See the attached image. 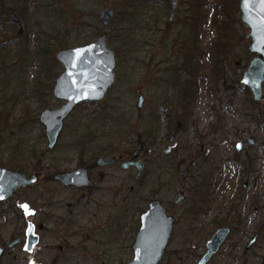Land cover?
<instances>
[{"label": "rangeland", "instance_id": "obj_1", "mask_svg": "<svg viewBox=\"0 0 264 264\" xmlns=\"http://www.w3.org/2000/svg\"><path fill=\"white\" fill-rule=\"evenodd\" d=\"M56 1H29L31 7L27 12L21 8L20 1L8 0L5 4L9 10L3 15L9 25L0 27V44L21 38L18 25L9 16L13 12L24 21L25 36L18 43H24L25 48L13 42L4 47L0 45L2 56L8 55L0 60V153H17L16 156L25 160L28 174L40 171L41 181L30 195L41 196L38 205L46 214H63L51 206L44 207L50 201L57 209L71 202L76 204L74 190H66L47 178L87 163L88 158L95 156L98 146L106 147V143L119 140L114 142L121 162L130 160L133 152L144 146L140 159L145 169L141 178L136 179L137 170L126 171L121 163L98 168L105 180L100 183L102 192L92 196L90 210L85 211V207H81L83 213L75 210L83 214L78 219L79 228H71L65 234L60 231L62 226L54 229V225H49L51 232L46 226L40 232L42 239L35 252L17 253L18 264H126L134 257L130 246L140 215L154 199L161 200L176 220L160 264H195L204 252L206 241L219 227L232 229L238 222L243 231L232 232L210 264H264V227H259L264 222V119L258 123L247 118L253 110L252 94L238 90L229 62L221 63L213 71L210 67L216 59L207 61L209 46L220 41L223 50L229 51V57L234 59L233 63H239L240 67L245 64L243 58L249 42L244 38L249 29L241 21V0H179L172 21L171 0H60L55 4ZM104 8H112L115 14L114 22L108 27L97 23ZM50 14H58L54 19L66 20V29L72 36L93 35V42L107 35L108 45L117 55L113 88L102 102L83 103L75 108L65 121L55 150L48 148L45 128H37L31 122L46 109H57L65 103L53 94L56 80L64 71L56 57L60 50L54 51V43L47 40L42 42L46 51H37L41 46L37 36L43 33L48 39V35L55 34L52 28L59 25L48 19ZM227 19L232 24L229 28L223 24ZM97 28L100 30L95 36ZM122 28L133 38L129 52L124 50L120 35L125 29ZM110 41L117 42L118 51ZM199 51L206 54L202 65ZM193 52L196 57L189 62V67L194 66L196 71H192L195 76L192 74L187 83L185 79L189 76L181 69ZM185 86L192 93V113L187 125L177 127L185 113L178 103ZM141 95L144 104L138 108ZM257 109V116L264 113V100ZM111 111V117L105 115ZM82 124H91L89 127L95 130V135L86 134L89 139L84 141L79 134ZM153 129L157 134L151 138ZM173 134L179 142L177 152L184 159H193L195 164L191 160L171 172V166H176V153L164 159L163 149ZM249 136L258 139L259 147L246 146L245 152L237 154L236 143ZM101 137L107 142L104 138L100 140ZM246 161L259 162L248 174L229 167ZM219 166L223 169L218 172V179L223 185L218 188L209 185V178L212 169ZM182 169L188 172L185 180ZM183 187L185 200L176 206L174 202ZM195 199L199 204L196 212H192ZM192 217L198 220L193 221ZM25 218L37 222V218ZM13 220L9 218L0 223L4 225L0 236L5 244L20 227ZM84 226L88 230H83ZM257 233L261 234L260 240L246 252L247 243ZM5 261L0 264H10Z\"/></svg>", "mask_w": 264, "mask_h": 264}, {"label": "water", "instance_id": "obj_2", "mask_svg": "<svg viewBox=\"0 0 264 264\" xmlns=\"http://www.w3.org/2000/svg\"><path fill=\"white\" fill-rule=\"evenodd\" d=\"M179 0H171L170 21L178 11ZM241 21L249 29L246 38L250 41V51L256 55L250 62L242 79L244 86L249 88L255 102L262 100L264 83V0H241L240 2ZM10 19L18 25V35L25 34L24 21L15 13H10ZM115 19L112 8H104L100 11V22L103 26H110ZM57 60L64 71L56 80L54 96L65 103L58 109H46L40 117L41 124L45 127V134L50 149L56 147L65 121L74 109L83 103L102 102L107 93L115 84V68L117 65L116 52L109 47L107 35L100 36L96 41L89 44L60 50ZM144 96L139 97L138 108H142ZM175 136L170 138L174 142ZM248 143L251 147L257 145L255 138H250ZM177 144L167 145L163 153H169ZM243 143L236 145L238 152L242 150ZM143 147H139L133 153V161L124 163L122 168L128 170L131 166L137 168V177L140 178L144 170V163L138 160ZM115 160L103 157L98 160V165H110ZM55 180L67 186L90 185V178L87 170L78 168L72 172L58 173ZM39 181L37 174L29 176L18 171H11L0 167V201L15 194L21 187L32 186ZM184 199V190L177 196L176 205ZM27 214H34L29 210ZM175 219L168 215L166 208L158 199L153 200L149 209L141 216V228L134 245V259L127 264H159L169 244L174 231ZM230 233L228 228H220L206 242V252L196 264H208L212 257L218 253ZM27 250L31 252L39 243L40 238L35 232V226L30 223L27 230ZM259 235H255L247 245L252 248L258 241ZM18 242L15 241V243ZM14 244V243H13ZM11 244V246H13ZM2 249L0 248V257Z\"/></svg>", "mask_w": 264, "mask_h": 264}, {"label": "flooded vegetation", "instance_id": "obj_3", "mask_svg": "<svg viewBox=\"0 0 264 264\" xmlns=\"http://www.w3.org/2000/svg\"><path fill=\"white\" fill-rule=\"evenodd\" d=\"M244 25V24H243ZM247 28V27H246ZM25 35V34H24ZM23 35V36H24ZM247 35V34H246ZM246 35H245V38L244 39H246L248 42H249V49H247V47H246V50H245V54H244V60H245V64L244 65H242L241 67H240V65H239V63H236L235 62V64L237 65L238 64V66L241 68V69H243V73H242V76H241V79H240V82H237L238 84H239V91H244L245 93H251L252 94V92H251V90L249 89V88H247L246 86H244L243 85V83H242V79H243V75H244V73H245V71L247 70V68H248V66H249V64H250V62L252 61V59L256 56V55H254V54H252L251 53V51H250V41L246 38ZM22 37V36H21ZM246 51H249L251 54H252V59L249 61V62H247L246 61ZM230 54V53H229ZM229 60H231V58L229 57ZM230 64V63H229ZM229 70L231 71L232 70V68L230 69L229 68ZM53 94H54V92H53ZM55 97V96H54ZM56 98V97H55ZM57 99V98H56ZM252 99H253V101H251V99H250V101H251V106L253 107V110L251 111V113L250 114H248L247 115V118L248 119H252L253 121H256V122H258V123H260L263 119H264V113L262 112L261 114H259L258 116L256 115V113H257V108L259 107V105H260V103H262L263 102V100H264V83H263V94H262V100L260 101V102H255L254 101V98H253V94H252ZM233 104V100H230V102H229V105H232ZM77 108V107H76ZM50 109V108H49ZM58 109V108H57ZM75 110V109H74ZM44 112V111H43ZM251 116V117H250ZM40 117H41V115H40ZM40 117L38 118V121H39V124L40 125H38V127L37 128H40V127H44L42 124H41V122H40ZM35 120V117L31 120V121H34ZM32 125H34V124H32ZM45 128V127H44ZM63 132V131H62ZM46 135V134H45ZM172 136H175V140H174V142H170V138L172 137ZM169 139H168V143L164 146V149H165V147L167 146V145H170V146H172L173 144H177L176 145V147L175 148H173L169 153H165L164 152V159H170L172 156H173V154H175V158H176V166L175 167H172L171 166V169L169 170V171H171V172H173V169L174 170H177V169H179V167L182 165V164H185V163H187L188 161H191V163L192 164H195V162H194V160L193 159H191V158H188V159H184V157H183V155H182V153H180V152H177L178 151V149H179V142H178V140H177V136L175 135V134H173ZM47 138V137H46ZM61 138V137H60ZM250 138H255L256 139V141H257V145L256 146H254V147H251L250 145H249V143H248V140L250 139ZM60 140V139H59ZM8 141V140H7ZM48 141V140H47ZM239 142H242L243 143V147H242V150L240 151V152H238V150L236 149V145L239 143ZM58 143H59V141H58ZM58 143H57V145H58ZM57 145H56V147H57ZM236 145H235V151H236V153L237 154H241V153H243V152H245V147L247 146L249 149H257L258 147H259V141H258V139L255 137V136H249L248 138H246L245 140H239L237 143H236ZM56 147H54V148H52V149H50L49 147V149L50 150H55L56 149ZM140 147H143V151H144V149H145V147L144 146H140ZM139 148V147H138ZM137 148V149H138ZM263 150H264V148H263ZM136 151V150H135ZM134 151V152H135ZM142 151V152H143ZM133 152V153H134ZM142 152H141V154H142ZM29 154H31V155H34V153H29ZM141 154H140V156H141ZM5 157H4V156ZM17 155V153H12V152H10L9 153V155H6V154H4V153H0V167H5L6 169H8V170H11V171H18V172H20V173H22V174H25V175H27V176H29V175H31V174H37L38 175V177H39V181L36 183V184H34V185H32V186H25V187H21V188H19V189H17L16 191H15V194L14 195H12V196H10V197H8L7 199H5L4 201H0V223H4V222H6L9 218H11V219H14V220H16L17 222H18V225L20 226L19 228H17L16 229V231L11 235V237L8 239V242H6V244L4 243V240L1 238V236H0V248L2 249V254H1V257H0V261H2L3 259L4 260H6L5 262H9L10 264H18L19 262H20V260H19V257H18V252H21L22 250H25L27 253H29V254H32L33 252H35V250H36V248L40 245V242H41V239H42V234H40V232H43V231H45L46 230V226H49V225H54V229H57L58 227H61L62 226V228L60 229V231L61 232H63V233H65V234H67V233H69V230L71 229V228H76V229H78L79 228V225H78V219L79 218H81L82 216L81 215H83V214H77V212H75V210L77 211V209H80L81 210V212L82 211H84L81 207H85V211H87V210H90V208H89V202H90V199L92 198V196L96 193V194H100L101 192H102V187H100V183H103V182H105V180L101 177V175H100V172L98 171V168H107V167H111V166H114V165H116V164H119V163H121V167H122V165L124 164V163H127V162H130V161H133L134 159H133V154L131 155V157H130V160H127L126 162H121V157L120 156H117L116 154H113V155H109V156H100V157H97V158H95L94 160L93 159H91V158H88L87 160H88V162L86 163V161L85 162H83V163H80V167H77L76 169H78V168H84V169H86L87 170V173H88V177L90 178V180H91V182L93 183V185L92 186H90V185H83V186H80V187H78V186H67V185H65V184H63L62 182H60V181H57V180H55V175L56 174H58V173H66V172H72V171H74V170H76V169H74V170H71V171H58V172H55L54 174H52V175H50L48 178H47V180H53L55 183H58V184H60L64 189H66V190H74V192L76 193H74V196H73V198H76V200H75V202H76V204L74 205V203H69V204H67V205H65V206H62V207H59L58 209L55 207V204H51V201L50 202H48V204H46L44 207H48V206H51L52 208H54V210H60V211H62L63 212V214H46V213H44V212H41V209H40V206L38 205V200H39V197H41V196H38V197H36L35 195H30V193L31 192H33L36 188H37V185L40 183V181H41V178H42V174L40 173V171H37V170H34V172L33 173H29L28 174V171L26 170V167H23V168H25L24 170L25 171H27V173H24V172H22V171H20V168L21 167H19L20 165H22V166H24V164H26V162H24L25 160H21V158L22 157H19V156H16ZM140 156H139V158H138V160H141L140 159ZM103 157H107V158H113L115 161L112 163V164H110V165H106V166H100V165H98V160L100 159V158H103ZM3 158V161H1V159ZM259 162V161H258ZM257 161H246V162H244V163H238V164H235V163H233V164H230L229 165V167H236L237 168V170H239V172H241V173H243V174H248V173H250V172H253L254 171V167L256 166V164L258 163ZM144 163V162H143ZM225 168L227 167V163H225L224 165H223ZM40 169V168H39ZM129 169H136L137 170V168L136 167H133V166H131ZM128 169V170H129ZM144 169H145V164H144ZM221 169H223L221 166H219V167H215V168H213L212 169V171H211V176H210V178H209V185H211V186H221V185H223L222 184V180L221 181H219V179H218V177H219V173L218 172H220L221 171ZM125 170V169H124ZM128 170H126V171H128ZM144 171V170H143ZM102 173V172H101ZM143 173V172H142ZM187 171L185 170V169H182V171H181V174H182V176H183V179L185 180L186 179V175H187ZM103 174V173H102ZM100 175V176H99ZM104 176V175H103ZM142 176V175H141ZM141 178V177H140ZM140 178H138L137 177V173H136V179H140ZM101 180V181H100ZM108 181V180H107ZM98 182H99V184H98ZM109 182H110V180H109ZM203 184H204V186H208V183H205V182H202ZM181 190H184V199L181 201V203L185 200V197H186V195H185V187H183V188H181ZM180 190V191H181ZM34 196L36 197V198H34ZM154 200H156V199H154ZM159 200V199H158ZM153 201V200H152ZM151 201V202H152ZM161 201V200H160ZM150 202V203H151ZM162 202V201H161ZM175 202H176V200H175ZM175 202H174V204H175ZM25 203H26V205H28L29 207L28 208H25ZM181 203L179 204V205H176V206H180L181 205ZM163 204V203H162ZM150 205V204H149ZM69 207H71L72 209H67V208H69ZM165 207V206H164ZM73 208H74V210H73ZM166 208V207H165ZM149 209V208H148ZM147 209V210H148ZM29 210H32V211H34V214H27V212L29 211ZM146 210V211H147ZM166 210H167V208H166ZM145 211V212H146ZM22 213H25V214H22ZM83 213V212H82ZM167 213H168V210H167ZM143 214V213H142ZM142 214L140 215V219H139V226L138 227H136V232H135V235H134V237H133V242H132V245L130 246V249H132V251H133V253H134V245H135V241H136V238H137V235H138V233H139V230H140V228H141V216H142ZM168 215H170L169 213H168ZM187 215V214H186ZM25 216L26 217H31V218H34V219H36L37 220V222L35 223V222H33V221H28L26 218H25ZM170 216H172V215H170ZM174 217V216H173ZM174 219H175V217H174ZM184 219H185V221L186 222H188V216H185L184 217ZM13 220V221H14ZM192 220L193 221H197L198 219H197V217H192ZM176 221V220H175ZM10 222H12V221H10ZM30 223H33L34 224V226H35V232H36V234L39 236V238H40V241H39V243L34 247V249L31 251V252H29L28 250H27V245H28V238H27V230H28V226H29V224ZM238 225L237 226H234L232 229L230 228V227H226V226H222V227H219L217 230H219L220 228H228V229H230V233H229V235H228V237H227V240H228V238H229V236L231 235V233L232 232H234V231H240V230H242L243 231V228H240L241 227V225L242 224H239V222L237 223ZM240 225V226H239ZM264 226V225H263ZM263 226H261L260 228H262ZM4 227V225L3 224H0V228H3ZM174 227H175V222H174ZM51 230V228H50V226H49V229L47 230L48 232H51L50 231ZM83 230H88L87 229V227L86 226H84V229ZM216 230V231H217ZM78 231V230H77ZM215 231V232H216ZM39 232V233H38ZM174 232V231H173ZM214 232V233H215ZM258 232H260V231H258ZM213 233V234H214ZM262 233V232H261ZM213 234H212V236H213ZM255 235H259V239H258V241L260 240V238H261V234L260 233H257V234H255ZM254 235V236H255ZM211 236V237H212ZM253 236V237H254ZM172 237V236H171ZM210 237V238H211ZM252 237V238H253ZM209 238V239H210ZM251 238V239H252ZM208 239V240H209ZM250 239V240H251ZM18 240V242H16L15 243V241H17ZM63 240H65V239H63ZM207 240V241H208ZM227 240L223 243V245L227 242ZM250 240H249V242H250ZM206 241V242H207ZM258 241H257V243H258ZM170 242V241H169ZM248 242V243H249ZM14 243V244H13ZM248 243H247V245H248ZM256 243V244H257ZM5 244V245H4ZM11 244H13V246H11ZM256 244L252 247V248H250V249H248L247 248V245H246V247H245V251L246 252H250L255 246H256ZM223 245L221 246V248H220V250L218 251V253L217 254H215L213 257H212V259L209 261V263L208 264H210L211 262H212V260L220 253V251H221V249H222V247H223ZM66 247H67V244H66ZM168 247V246H167ZM204 252H203V254L200 256V258L197 260V262L202 258V256L204 255V253L206 252V243H205V245H204ZM167 249V248H166ZM183 249V248H182ZM166 251V250H165ZM164 255H165V252H164ZM164 255H163V257H164ZM134 256H135V254H134ZM179 258V257H178ZM133 259H134V257H133ZM132 259V260H133ZM163 259V258H162ZM162 261V260H161ZM196 262V263H197ZM129 263V262H128ZM161 263V262H160ZM159 263V264H160ZM195 263V264H196ZM33 264H40V263H33ZM127 264V263H126Z\"/></svg>", "mask_w": 264, "mask_h": 264}, {"label": "trees", "instance_id": "obj_4", "mask_svg": "<svg viewBox=\"0 0 264 264\" xmlns=\"http://www.w3.org/2000/svg\"><path fill=\"white\" fill-rule=\"evenodd\" d=\"M8 0H0V27H3V28H7V26L9 25V21H8V19H5L4 20V15H3V13H5V12H7L9 9L8 8H6L5 7V4H8V2H7ZM18 1H20L19 3H21L22 5V7L21 8H23L24 9V11H29V7H31L28 3H29V1H32V2H35L36 0H10V2H12V3H17ZM38 1V0H37ZM58 2L60 1V0H57ZM57 1L55 2V4H57ZM10 4V3H9ZM204 4H202V6H203ZM40 7H42V5L40 6ZM47 9V8H46ZM6 10V11H5ZM22 16L24 15V18H27L26 16H25V14H21ZM48 16V15H47ZM58 16V14H55V15H49L48 16V19L49 20H51V21H55V22H58V24L60 25H58V26H56V27H54V28H52V30L55 32V34L52 36L51 34L50 35H48V39H47V37L46 36H42V35H44L43 33L42 34H40L39 36H37V40H39L40 42H41V46L39 45V49L37 50V51H46L45 50V48H43V45H42V42H45V41H47L48 43H51L50 41H52V43H54L53 45H52V47L54 48V51H58V50H62V49H67V48H70V47H76V46H80V45H84V44H88V43H91L92 42V40H93V35H90V36H84V37H81V35H76V36H72L73 34L72 33H70V32H68L67 31V29H66V27H67V21L66 20H63V21H60L59 19H54V17H57ZM214 22L213 23H215V19L213 20ZM97 23H98V25H100L99 23H100V21L99 20H97ZM240 23V22H239ZM223 24L225 25V27H227V28H229L232 24H231V21L230 20H225L224 22H223ZM213 25V24H212ZM65 30H63L62 28ZM122 29H125V28H122ZM100 29H96V32H95V36L97 35V33H98V31H99ZM121 30V29H120ZM122 32H124V33H122L120 36L122 37V41H123V43L125 44L124 45V50L126 51V52H129L130 51V48H129V46H131L132 44H133V38H132V36L130 35V33H129V31L127 30V29H125V30H122ZM25 36V35H24ZM24 36H22L21 38H19V39H17V40H14V41H9V42H7V43H11V42H13V43H16L19 47L21 46V47H24L25 48V45H24V43L23 44H19L18 42L24 37ZM5 38H7V36L5 37ZM4 38V39H5ZM124 38V39H123ZM245 40V39H244ZM6 42L4 43V44H7ZM224 43H226V44H228L227 43V41H224ZM4 44L2 43V44H0L1 46H3L4 47ZM12 44V43H11ZM11 44H9V45H11ZM110 45H112V46H115V48H116V50L118 51V47L116 46L117 45V42H113V41H110ZM222 46H223V43H221L220 41H217V42H214V44L212 43L210 46H209V50H210V53H208V55L210 56V59H208L207 61L209 62V60H211V62H212V59H216L215 60V62L213 63L212 62V65H211V70H218L219 68H220V65H221V63H223V62H229L230 64H229V68L231 69L232 68V70L230 71L231 73H232V75H233V77H235L236 79H237V82H240V79H241V76H242V73H243V69H241L239 66H238V64L236 65L235 63H233V61H234V59H231V60H229V51H224L223 50V48H222ZM228 46V45H227ZM25 50V49H24ZM29 49L27 48L26 49V51H28ZM10 51V53H11V50H9ZM36 51V52H37ZM199 52H201L200 53V62H201V65L204 63V61L206 60L205 59V55H203V53L202 52H204V51H199ZM120 53V52H119ZM121 56V53H120V55H119V57ZM8 57V55L7 54H5V55H3L2 56V54L0 53V60H1V58H7ZM195 52H193V54H191L190 53V55L187 57V59H188V61L186 62V64L183 66V68L181 69V71H184L189 77H187V79H185V80H187V83H190V80H189V78H190V76L192 75V74H194V72H192V71H196V68L194 67V66H192L191 68L189 67V62H193L194 61V59H195ZM224 58H227L228 59V61H227V59H224ZM252 59V54L249 52V51H246V61L247 62H249L250 60ZM226 60V61H225ZM191 66V65H190ZM202 69H204V68H202ZM177 70H179V69H177ZM1 75L2 74H0V80H1ZM194 76H195V74H194ZM1 84V83H0ZM177 84V83H176ZM185 85V84H184ZM181 94L182 95H179V98H180V100H178V103L180 104V106L182 107V109H184V111H185V113H184V115H183V117L181 116V119H179V121H178V123H177V127H179L180 126V124H182V125H187V123H188V119H189V116L191 115V113H192V101H193V99L191 100V98H192V93L190 92V88L189 87H184V89H183V91L181 92ZM1 106H0V116H1ZM109 112H105V115L106 116H108V117H111V114L113 113L112 111H111V113L110 114H108ZM164 113H165V110H164ZM103 117H104V115H103ZM251 117V116H250ZM169 118H171V117H169ZM32 122V121H31ZM33 124L34 125H40L39 124V121H38V118L37 117H35V120L33 121ZM91 124H82L81 126H83L81 129H80V132H79V134H81V136H80V139H81V141H84V140H86L87 138L85 137L86 136V134L89 136V137H93V135H95V130L94 129H92L91 130V127H89ZM154 130V129H153ZM84 132H86V133H84ZM155 134H157V131H155L154 130V132L153 133H150V137L151 138H153V137H155ZM104 137H101V138H99L100 140L102 139V140H104L105 139V142H107L106 141V138H104ZM89 139V138H88ZM87 139V140H88ZM94 140V139H93ZM92 140V141H93ZM91 141V140H90ZM114 141H118L119 142V140H116V139H114ZM113 141V143H111L110 144V142L109 143H106V147L104 146V147H102V146H98L97 147V151L95 152L96 154H95V156L93 157V158H91V159H95V158H97V156H102L103 154H109V155H113V154H116L117 152H116V148H115V142ZM102 143V142H101ZM100 143V144H101ZM142 144V143H141ZM102 147V148H101ZM117 155V154H116ZM19 167H21L20 168V171H22V172H24V173H27V171H25L24 169L25 168H23V167H25V166H22V165H20ZM214 187V186H213ZM218 188L220 187V186H217ZM198 201L195 199V200H192V204H191V206H192V209H191V211L192 212H196V210H197V206H198ZM25 205H26V203H25ZM29 206L28 205H26L25 206V208H28ZM264 225V222L262 223V224H260V226L259 227H261V226H263ZM264 227V226H263Z\"/></svg>", "mask_w": 264, "mask_h": 264}]
</instances>
